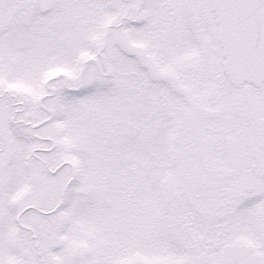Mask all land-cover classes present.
Instances as JSON below:
<instances>
[{"label":"snow or ice","instance_id":"1","mask_svg":"<svg viewBox=\"0 0 264 264\" xmlns=\"http://www.w3.org/2000/svg\"><path fill=\"white\" fill-rule=\"evenodd\" d=\"M0 264H264V0H0Z\"/></svg>","mask_w":264,"mask_h":264}]
</instances>
